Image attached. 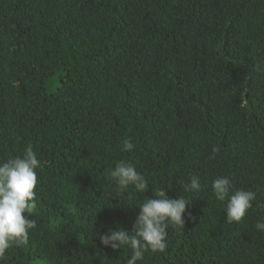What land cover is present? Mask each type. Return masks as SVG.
Wrapping results in <instances>:
<instances>
[{"label":"trees","instance_id":"obj_1","mask_svg":"<svg viewBox=\"0 0 264 264\" xmlns=\"http://www.w3.org/2000/svg\"><path fill=\"white\" fill-rule=\"evenodd\" d=\"M29 144L37 227L0 264H126L99 234L131 231L155 188L190 199L186 222L137 264H264V0H0V160ZM121 160L146 192L116 191ZM219 176L256 193L238 223Z\"/></svg>","mask_w":264,"mask_h":264},{"label":"clouds","instance_id":"obj_2","mask_svg":"<svg viewBox=\"0 0 264 264\" xmlns=\"http://www.w3.org/2000/svg\"><path fill=\"white\" fill-rule=\"evenodd\" d=\"M124 151L131 152L135 145L130 137L123 139ZM220 148L212 147L211 158L215 159ZM41 160L31 144L23 153L0 160V258L13 245L27 243L30 230L37 227V220L32 217L36 188L38 184L37 169ZM115 183L118 193H123L129 187L143 193L149 187V181L144 174L137 170L131 161L121 160L107 173ZM184 192H199L202 190L200 177L191 175L189 180L181 184ZM212 191L218 201H225L226 222H240L248 209L253 207L256 193L245 189H236L232 180L227 176H219L212 181ZM190 199L186 195L171 198L164 188H155L154 196L148 197L137 206L140 211L128 231L122 226L108 228L99 239L105 247L119 250L124 246L131 251L126 264H137L144 259L149 250L153 253L164 252L167 247V229L169 225L184 228V214ZM264 211V203L257 205ZM189 219H194L189 214ZM255 228L264 232V219L256 222Z\"/></svg>","mask_w":264,"mask_h":264},{"label":"rangeland","instance_id":"obj_3","mask_svg":"<svg viewBox=\"0 0 264 264\" xmlns=\"http://www.w3.org/2000/svg\"><path fill=\"white\" fill-rule=\"evenodd\" d=\"M55 87H56V85H54V84L52 85V84H51V85H49V90H50V91H53V90L55 89Z\"/></svg>","mask_w":264,"mask_h":264}]
</instances>
